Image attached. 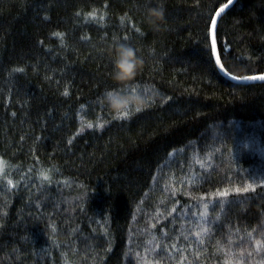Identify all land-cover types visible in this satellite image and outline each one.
Masks as SVG:
<instances>
[{
    "label": "trees",
    "instance_id": "16d2710c",
    "mask_svg": "<svg viewBox=\"0 0 264 264\" xmlns=\"http://www.w3.org/2000/svg\"><path fill=\"white\" fill-rule=\"evenodd\" d=\"M229 3L0 0V264H264V0Z\"/></svg>",
    "mask_w": 264,
    "mask_h": 264
},
{
    "label": "clouds",
    "instance_id": "9594fccd",
    "mask_svg": "<svg viewBox=\"0 0 264 264\" xmlns=\"http://www.w3.org/2000/svg\"><path fill=\"white\" fill-rule=\"evenodd\" d=\"M144 20L154 31H159L165 20L163 6L148 7L144 13ZM113 64L111 78L118 85L115 89L103 93L105 105L115 114L132 109V113L140 112L153 98L152 89L132 90L128 85L135 79L143 66V59L138 56L133 46L128 43L114 44L110 52Z\"/></svg>",
    "mask_w": 264,
    "mask_h": 264
},
{
    "label": "water",
    "instance_id": "95a60500",
    "mask_svg": "<svg viewBox=\"0 0 264 264\" xmlns=\"http://www.w3.org/2000/svg\"><path fill=\"white\" fill-rule=\"evenodd\" d=\"M233 1H234V0H231V2H233ZM231 2H230V3H231ZM230 3L227 5V7L230 5ZM227 7H225V8H227ZM221 13H222L221 9L218 10V12H217V14H216V16H215V19H214L213 25H212V39H213V41H215V48H214V51H215V55H216V59H217V63H218V66H219L220 70H221L223 73H225L226 76H228V77H230V78H233L234 76H232V75H230L229 73H226V72H225L224 67H223V65H222V63H221V61H220L219 55H218V49H217V44H216L215 31H216V27H217L218 21H219V19H220V17H221ZM234 79H236V77H235Z\"/></svg>",
    "mask_w": 264,
    "mask_h": 264
},
{
    "label": "snow or ice",
    "instance_id": "6c2138e0",
    "mask_svg": "<svg viewBox=\"0 0 264 264\" xmlns=\"http://www.w3.org/2000/svg\"><path fill=\"white\" fill-rule=\"evenodd\" d=\"M229 2H231V0H229ZM225 7H227V5H226ZM221 11H223V9H221ZM90 15H93V17H94V14H90ZM56 35H61V34L57 33ZM213 48H215V41H213ZM20 71H22V69H21ZM233 78H235V77H233ZM260 78H261V79H264V77H260ZM246 79H247V78H246ZM133 90H134V89H133ZM65 94H67V93H65ZM131 113H132V109H129L128 111H124V112H120V113H118V114H115V117H114V118H126V117L129 116ZM88 126L91 127L92 125L89 124ZM3 167H4V164H3L2 161H0V171L3 170ZM45 179H47L46 176H45ZM244 191H248V189L245 188ZM223 195H227V193H223Z\"/></svg>",
    "mask_w": 264,
    "mask_h": 264
}]
</instances>
